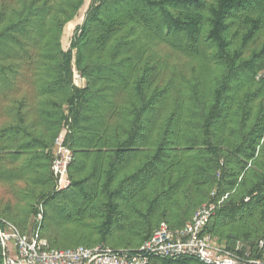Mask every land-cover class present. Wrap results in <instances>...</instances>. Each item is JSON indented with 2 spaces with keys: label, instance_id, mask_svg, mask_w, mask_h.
<instances>
[{
  "label": "trees",
  "instance_id": "obj_1",
  "mask_svg": "<svg viewBox=\"0 0 264 264\" xmlns=\"http://www.w3.org/2000/svg\"><path fill=\"white\" fill-rule=\"evenodd\" d=\"M84 2L0 0V217L50 248L131 250L225 196L205 232L261 255L264 0H90L63 49Z\"/></svg>",
  "mask_w": 264,
  "mask_h": 264
},
{
  "label": "built area",
  "instance_id": "obj_2",
  "mask_svg": "<svg viewBox=\"0 0 264 264\" xmlns=\"http://www.w3.org/2000/svg\"><path fill=\"white\" fill-rule=\"evenodd\" d=\"M256 78L264 83V59ZM81 77L75 73L74 83ZM65 130L55 138L52 145L51 171L57 188L69 184L68 166L72 151L64 142ZM211 192V196H214ZM204 202L199 205L182 226L171 228L160 222L151 235L136 249L114 250L108 246L77 245L68 248H50L38 229L21 232L10 221L0 217V257L2 264H147L151 257L176 258L190 256L203 264H264V252L259 256L239 254L216 242L205 227L224 199ZM41 216L37 214V222ZM262 245L260 241L259 246Z\"/></svg>",
  "mask_w": 264,
  "mask_h": 264
},
{
  "label": "rangeland",
  "instance_id": "obj_3",
  "mask_svg": "<svg viewBox=\"0 0 264 264\" xmlns=\"http://www.w3.org/2000/svg\"><path fill=\"white\" fill-rule=\"evenodd\" d=\"M89 1L90 0H85L83 6H81L80 10L78 11V13L74 17V19L67 22L64 25L62 35H61V46L63 47V49H66L68 47L70 36L72 34V31H73L75 25L82 22V19L84 17L85 10L88 7ZM80 84H81V82H78V85H80ZM4 189L5 188L0 186V198H6L8 196V193L6 191H4ZM27 231H28V229H27ZM27 231H26V233H27Z\"/></svg>",
  "mask_w": 264,
  "mask_h": 264
}]
</instances>
